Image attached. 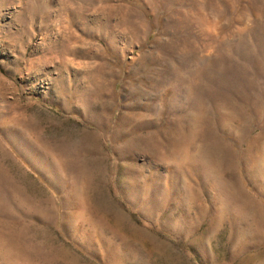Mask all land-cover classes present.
<instances>
[{"label": "rangeland", "instance_id": "1", "mask_svg": "<svg viewBox=\"0 0 264 264\" xmlns=\"http://www.w3.org/2000/svg\"><path fill=\"white\" fill-rule=\"evenodd\" d=\"M0 264H264V0H0Z\"/></svg>", "mask_w": 264, "mask_h": 264}]
</instances>
